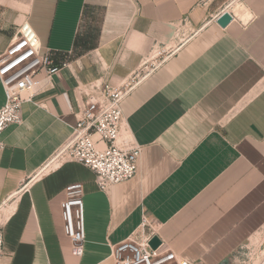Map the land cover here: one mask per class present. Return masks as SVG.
<instances>
[{
	"label": "crops",
	"instance_id": "obj_1",
	"mask_svg": "<svg viewBox=\"0 0 264 264\" xmlns=\"http://www.w3.org/2000/svg\"><path fill=\"white\" fill-rule=\"evenodd\" d=\"M224 12L233 20L222 27ZM19 27L62 69L0 137V264H114L110 244L144 215L181 259L225 264L264 225V0H0V54ZM135 74L123 137L143 146L139 169L101 190L89 167L54 157L86 92ZM74 182L81 256L62 218Z\"/></svg>",
	"mask_w": 264,
	"mask_h": 264
},
{
	"label": "built area",
	"instance_id": "obj_2",
	"mask_svg": "<svg viewBox=\"0 0 264 264\" xmlns=\"http://www.w3.org/2000/svg\"><path fill=\"white\" fill-rule=\"evenodd\" d=\"M176 50H158L156 56L160 60L152 67L160 65ZM61 69L49 54L41 53L32 36L25 34L22 27L17 29L10 45L0 54V80L6 95L5 104L0 108V137L10 125L23 124V104L32 101ZM42 72L44 77L37 79ZM140 80L135 74L121 84L104 82L86 92L85 103L75 112L77 123L73 133L54 159L78 161L89 167L101 190L132 179L138 172L143 146L130 136L123 137L126 118L122 103ZM4 146L0 140V150ZM65 192L66 198L61 203L64 232L71 240L73 252L81 256L86 241L83 184L71 183ZM157 231L144 215L137 230L125 240L110 244L114 264H192L181 259ZM154 237L160 240L156 248L151 244ZM3 253L4 234L0 223V257Z\"/></svg>",
	"mask_w": 264,
	"mask_h": 264
},
{
	"label": "rangeland",
	"instance_id": "obj_3",
	"mask_svg": "<svg viewBox=\"0 0 264 264\" xmlns=\"http://www.w3.org/2000/svg\"><path fill=\"white\" fill-rule=\"evenodd\" d=\"M225 264H264V225Z\"/></svg>",
	"mask_w": 264,
	"mask_h": 264
},
{
	"label": "water",
	"instance_id": "obj_4",
	"mask_svg": "<svg viewBox=\"0 0 264 264\" xmlns=\"http://www.w3.org/2000/svg\"><path fill=\"white\" fill-rule=\"evenodd\" d=\"M233 20V16L230 12H224L218 19L217 22L222 26L225 27ZM151 244L154 248H156L160 244V240L158 237H154L151 241Z\"/></svg>",
	"mask_w": 264,
	"mask_h": 264
}]
</instances>
